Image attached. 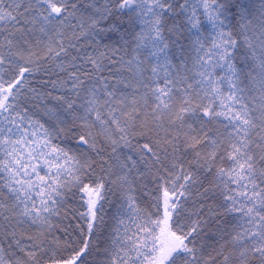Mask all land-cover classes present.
I'll return each instance as SVG.
<instances>
[{
	"label": "snow or ice",
	"instance_id": "obj_1",
	"mask_svg": "<svg viewBox=\"0 0 264 264\" xmlns=\"http://www.w3.org/2000/svg\"><path fill=\"white\" fill-rule=\"evenodd\" d=\"M0 264H264V0H0Z\"/></svg>",
	"mask_w": 264,
	"mask_h": 264
}]
</instances>
